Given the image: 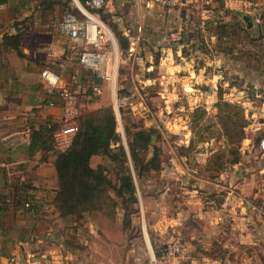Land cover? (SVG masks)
<instances>
[{
    "label": "rangeland",
    "instance_id": "1",
    "mask_svg": "<svg viewBox=\"0 0 264 264\" xmlns=\"http://www.w3.org/2000/svg\"><path fill=\"white\" fill-rule=\"evenodd\" d=\"M129 17L135 20L130 26V47L119 50V55L114 50L115 60L109 63V69L116 70L115 84L102 78L90 83L93 73L77 58L69 60L68 82L72 89L82 86L78 94L79 118L90 112H99V116L102 109L112 108L118 144L126 151L125 166L135 184L136 202H126L108 188V199L103 198L101 207L87 210L80 217L62 218L55 209L45 216L22 217L20 222L6 217L1 226L10 230L7 240L14 243L16 237H23L25 242L41 245L36 256L44 255L37 264H149L151 252L159 255L172 241L188 247L189 258L184 264H191L193 256L209 251L213 256H223L222 264H264V150L260 146L264 116L257 113L258 91L243 88L234 74H220L212 86L196 83L191 72V65L197 62L192 57L193 44L185 43L182 52L181 46H176L178 36H172L176 24H172L170 13L148 15L135 10ZM191 22L186 23L189 28ZM169 37L174 43H169ZM69 45L67 40L65 52ZM180 63L185 66L176 67ZM218 96L241 108L234 120L241 117L246 121L244 138L231 147L216 125ZM122 97L127 98L126 103L117 105ZM196 108V113L205 112L195 129L217 130L218 140L199 142L192 133ZM219 115L224 112L219 111ZM126 125L132 126V131L133 125L157 131L151 136V141L155 138L151 146L160 150V170L151 171L139 182L129 157ZM233 152L239 153V161L234 164L230 163L236 156ZM144 156H151V148ZM98 164L105 167L112 184L118 185L117 175L123 166L105 156H93L90 165ZM125 207L131 213L130 222L124 219ZM197 210L212 212L216 218V238L208 240L206 251L196 245L201 238L197 240L190 234L202 229L194 216ZM180 212L183 217L179 220L167 221V217L177 218ZM25 227H32L27 235H23ZM46 241L49 246L43 248ZM11 252L2 251L9 258L14 257ZM210 263L206 260L205 264Z\"/></svg>",
    "mask_w": 264,
    "mask_h": 264
},
{
    "label": "crops",
    "instance_id": "2",
    "mask_svg": "<svg viewBox=\"0 0 264 264\" xmlns=\"http://www.w3.org/2000/svg\"><path fill=\"white\" fill-rule=\"evenodd\" d=\"M190 5L166 9L138 5L131 0H107L105 15L95 12L112 32V48L118 55V35L129 43L132 41L130 26L135 22L129 17L132 11H144L148 15L160 12L162 16L170 13L172 24H176L172 36L178 37L175 40L169 37V43L177 41L175 44L181 46V52L185 43L193 44L192 57L197 62L191 65V72L195 82L212 86L220 74L237 75L243 88L258 91L257 113L264 116V0H215L206 6ZM73 13L77 10L72 0H0V264H37L44 255L37 257L41 245L25 242L23 237H16L14 243L8 241L10 230L1 225L6 217L20 222L22 217L32 215L21 205L24 196L38 207L34 217L45 216L54 209L52 201L57 189L54 160L59 149L52 135L43 134L39 128L48 122L54 127L58 125L61 100L41 80L40 71L46 68L58 73L62 83L69 86L70 62L64 49L69 39L60 31V24L67 14ZM189 21H192L190 28L186 24ZM15 38L19 41L17 48L9 43ZM152 67L153 64L149 65ZM223 83L229 86L226 80ZM50 102L55 105L50 106ZM28 124L31 129L27 128ZM20 179H24L23 188L17 186ZM194 216L202 229L190 233L191 237L201 238L197 240L205 247L196 245L206 251L208 240L216 236L218 229L215 215L197 210ZM180 217H183L181 212L177 218L167 217V221L176 222ZM31 229L25 227L23 235ZM44 246L47 248L49 242ZM6 249H11L14 257L4 255L2 251ZM223 259L209 251L193 256L191 264H205L206 260L210 264H222Z\"/></svg>",
    "mask_w": 264,
    "mask_h": 264
},
{
    "label": "trees",
    "instance_id": "3",
    "mask_svg": "<svg viewBox=\"0 0 264 264\" xmlns=\"http://www.w3.org/2000/svg\"><path fill=\"white\" fill-rule=\"evenodd\" d=\"M107 5V0H106ZM106 5L97 10L103 16ZM120 50L126 51L129 42L123 36L118 35ZM11 46L17 48L19 41L15 38L9 42ZM89 82L99 81V77L92 74ZM218 113L216 115V125L222 132L221 136L225 138L226 144L230 147L237 144L244 138V127L246 121L241 117L234 120L241 114V108L236 103L225 101L218 96ZM193 112L192 133L196 134L199 142L209 141L212 138L219 139L220 133L195 129V125L202 120L200 113ZM219 111L224 115H219ZM99 112H90L78 118V131L73 136L70 146L65 150H56L54 166L57 174V189L52 201V205L59 216L62 218L68 216L80 217L83 212L101 207L103 198L108 199L107 190L112 188L114 193L124 201L136 202L135 184L132 175L128 172V157L120 141L119 134L116 132L115 115L111 107H106ZM231 126V127H230ZM126 125L125 132L128 139L129 157L133 165L136 180L147 176L151 171L160 170V150L157 146H151V136L157 133L154 128H143L133 125ZM39 130L43 134L50 135V129L44 124ZM151 148V156L146 159L144 154ZM237 152V151H236ZM236 152H233L234 154ZM93 156H105L110 161L120 164L122 169L117 177L118 185H113L106 175V169L98 164L96 167L90 165ZM239 161V153L230 160L234 164ZM125 166V167H124ZM125 170V171H124ZM23 188V187H20ZM23 195V194H22ZM19 199V198H18ZM25 196L21 197V205ZM128 207L124 210V219L130 222Z\"/></svg>",
    "mask_w": 264,
    "mask_h": 264
},
{
    "label": "built area",
    "instance_id": "4",
    "mask_svg": "<svg viewBox=\"0 0 264 264\" xmlns=\"http://www.w3.org/2000/svg\"><path fill=\"white\" fill-rule=\"evenodd\" d=\"M135 4L146 6L152 5L160 8L172 9L180 6H187L194 3L208 5L215 0H131ZM77 13L67 14L61 24L60 31L68 36L70 45L66 50L68 60L77 58L84 68L94 75L115 84L116 73L109 69V63L115 60L114 49L112 48V32L101 21L96 10L106 5V0H86L81 3L72 0ZM41 80L55 93L61 100V117L58 125L46 123L50 129L55 147L65 150L70 146L71 139L78 131V118L80 110L78 106V94L82 90L81 85H76L74 89L62 83L58 73L42 69L40 71ZM126 97L118 99L117 105L126 103ZM54 106V102L49 103ZM28 129L31 127L27 126ZM260 146L264 150V138L260 140ZM18 187L24 186V179L17 181ZM23 208L32 215H36L38 207L30 199L23 201ZM189 258V249L179 241H172L164 246L159 255L150 254L149 264H184Z\"/></svg>",
    "mask_w": 264,
    "mask_h": 264
},
{
    "label": "water",
    "instance_id": "5",
    "mask_svg": "<svg viewBox=\"0 0 264 264\" xmlns=\"http://www.w3.org/2000/svg\"><path fill=\"white\" fill-rule=\"evenodd\" d=\"M154 139H155V138H154V136H153V137H152V141H151V144H153V143H154Z\"/></svg>",
    "mask_w": 264,
    "mask_h": 264
}]
</instances>
